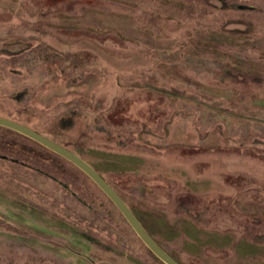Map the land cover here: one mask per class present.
<instances>
[{
  "label": "rangeland",
  "instance_id": "obj_1",
  "mask_svg": "<svg viewBox=\"0 0 264 264\" xmlns=\"http://www.w3.org/2000/svg\"><path fill=\"white\" fill-rule=\"evenodd\" d=\"M0 116L182 264H264V0H0ZM58 157L0 130V264H162Z\"/></svg>",
  "mask_w": 264,
  "mask_h": 264
},
{
  "label": "water",
  "instance_id": "obj_2",
  "mask_svg": "<svg viewBox=\"0 0 264 264\" xmlns=\"http://www.w3.org/2000/svg\"><path fill=\"white\" fill-rule=\"evenodd\" d=\"M0 127L11 130L63 158L68 163L81 171L93 184L107 197L113 206L121 214L125 222L135 232L138 239L144 244L148 251L162 264H182L168 254L146 231L132 210L127 206L120 195L105 181L91 165L80 158L74 152L37 133L26 125L0 116Z\"/></svg>",
  "mask_w": 264,
  "mask_h": 264
},
{
  "label": "trees",
  "instance_id": "obj_3",
  "mask_svg": "<svg viewBox=\"0 0 264 264\" xmlns=\"http://www.w3.org/2000/svg\"><path fill=\"white\" fill-rule=\"evenodd\" d=\"M0 130H2V131H4V132H6V133H10V134H13V135H16V136H19V137H21L22 139H24V140H26V141H29V142H32L33 144H35L36 146H38V147H40L41 149H43V150H45V151H47V152H49L50 154H52V155H54V156H56V157H58L57 155H55V154H53L52 152H50V151H48L47 149H45V148H43L42 146H40V145H38V144H36V142H33V141H31V140H29V139H27V138H25V137H23V136H21V135H19V134H17V133H15V132H13V131H11V130H8V129H5V128H2V127H0ZM37 133H39V134H41L40 132H38V131H36ZM58 158H60V157H58ZM61 159V158H60ZM62 160H64V159H62ZM65 161V160H64ZM67 162V161H66ZM71 165V164H70ZM90 181V180H89ZM91 182V181H90ZM92 184H93V182H91ZM94 185V184H93ZM95 186V185H94ZM96 187V186H95ZM97 188V187H96ZM98 189V188H97ZM99 190V189H98ZM100 191V190H99ZM101 192V191H100ZM102 193V192H101ZM110 202V201H109ZM111 203V202H110ZM113 206V205H112ZM143 246V245H142ZM144 247V246H143ZM145 248V247H144ZM147 250V249H146ZM147 252L150 254V255H152L148 250H147ZM153 256V255H152ZM172 256V255H171ZM154 257V256H153ZM174 259H176L174 256H172ZM155 258V257H154ZM156 259V258H155ZM157 260V259H156ZM177 261H179L178 259H176ZM180 262V261H179ZM161 263V262H160ZM180 263H182V262H180Z\"/></svg>",
  "mask_w": 264,
  "mask_h": 264
}]
</instances>
